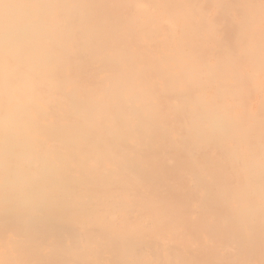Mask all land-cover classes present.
Listing matches in <instances>:
<instances>
[{
    "label": "bare ground",
    "instance_id": "obj_1",
    "mask_svg": "<svg viewBox=\"0 0 264 264\" xmlns=\"http://www.w3.org/2000/svg\"><path fill=\"white\" fill-rule=\"evenodd\" d=\"M3 1L0 0V2ZM78 1L81 2V0ZM103 1L104 3L108 1L107 3L109 4L112 1H117V5L95 9L98 12L93 13L88 29H84L85 25L78 18L79 14L71 17L66 13V11H74L76 8L79 9L81 4L75 0H57L54 3V8L62 13V16L55 17L52 20V26L50 28L39 26L40 29L36 36L26 37L22 35L20 38L22 48L34 54L32 56L33 62L28 61L20 64L25 69L18 71L19 67L15 68V65L10 63L11 56H9L8 52L0 54V239L5 238L4 235L7 232L18 234L21 230L26 232L27 228L32 229L29 231L28 236L24 233L26 237L24 241L26 242L17 244L19 243L17 241L15 243V259H4V254L2 255L0 253V261L3 260L5 263L38 264L33 261L40 260V264H60L65 259L60 254V251L52 255L42 254L35 256L31 249L33 247L37 251L38 246L43 245L44 241H49V230L51 231L52 238L56 242H62L67 238L71 239L73 242L72 250H82L84 245L88 244V242L83 241V238H81L83 235H80L78 228L59 222L58 217L74 218L77 220L82 218L84 221H89L92 215H100L104 214V212L102 210L100 211V203H93L91 200L86 199L87 196H84L82 191L80 192L79 190L80 193L78 192L79 188H76L77 184L75 186V192L73 182L67 180L68 177L62 170L63 168L66 167L68 172L71 169L81 172L85 166H91L92 162L95 163L98 159L102 161L104 159L102 154H105L104 156L107 159L108 156L106 154L113 155L111 152H115L116 150L115 154L118 153L120 155V152H122L127 156H130L132 153L136 154L139 148L144 150L140 146L141 143L138 145L139 142L130 144L129 150H127L128 147L122 150L123 146H119V148L118 142L124 138L127 140V137L129 138L131 134L134 135L135 140L140 136L141 139L139 138V141L142 140L141 134L143 137H148L152 133V130L153 132L155 131L153 129L155 128L154 124L157 123L155 119L162 121L167 128H169L172 121L174 123L176 122L178 125L176 127L179 129L183 128V132L191 136L194 134V131L191 134H188V131L186 132L188 128L193 127L191 125L189 126L187 121L188 113L189 115L191 113L194 119L197 113H201L199 119L201 117L204 118L205 121L201 126L205 129L204 131L202 130L203 132L200 135H204L207 138V136L221 134L219 128H215L216 130L210 128L211 123L209 121H213L214 125L218 120L212 118L213 109L215 108L211 107L213 109L210 110L209 105L207 107L208 109H203L201 112L200 110L202 108L199 109L201 102L199 99H196L195 93H192L198 84L202 82L201 86L203 85V80L200 81L201 68L207 65L209 61L203 67L202 65L199 67L198 65L200 63L203 64L202 60L199 61L196 57L194 59L191 58L192 51L190 49L187 52L188 55H186V51L183 48L184 44L186 46H192L193 51H196L192 53L196 55L199 51L197 48L199 45H193L195 41L192 39L193 36L191 34L195 32L192 31L193 28L195 30V25L197 27L195 12L192 11H195L194 7L196 4L197 6H203L199 3L200 0L198 3L196 2L197 0ZM210 1L212 2L213 0ZM87 3H90V1L88 0ZM192 7L193 9L190 11L189 9ZM82 9L86 10L83 6ZM47 13V8L44 7L38 13L40 14L38 17L42 19L47 16ZM200 14H202L204 21L208 18L203 16L206 13L200 12ZM210 19L212 20V18ZM192 20L194 24L191 23ZM209 20L206 23L208 26L211 25V20ZM202 22L203 19H201V25L203 24ZM191 24L194 25L193 28ZM216 24L214 25L216 26ZM14 26L20 27V21H16ZM187 28L190 29L186 30ZM212 28L211 31L209 30V33L212 32L211 34H213L214 30L216 31L214 29L216 27L212 26ZM207 29H205L206 32ZM189 30H191L190 33L192 32L190 35L187 32ZM198 31H200V28ZM198 35L200 36L201 34L199 33ZM194 36L196 37V35ZM205 36L207 37L206 40L211 41L208 34ZM199 38L203 39V37ZM222 39H219L220 43L223 42ZM232 39V34L228 31V37L225 40L227 41L226 45L224 43L220 44L217 39L215 40L218 42V45H222V50L225 45L224 51L226 52L227 49L232 48ZM195 40L197 43L200 39ZM68 42L70 44L74 42V48L67 45ZM88 42L90 44L89 53L83 61L87 67L83 62L78 65L73 64L70 67L66 60L71 59L76 49H82V46L87 47ZM203 42L205 41L203 40ZM211 43H213V40ZM213 45L212 47L214 48L215 46ZM40 46L51 48L53 59H48L47 57L49 55L47 53L43 54L40 51ZM202 46H199V48H202ZM2 48L8 49L7 45H3ZM204 48L205 51L208 50L205 46ZM211 50L214 51L213 49ZM209 51H206L207 53L205 54L204 50L202 51L204 57L206 54L208 56L210 55L209 53L212 51ZM71 53L72 55L70 56ZM211 56L214 55L211 54ZM201 57L203 56L201 55ZM207 57L203 59L204 63ZM74 58H76V55ZM87 61H89V64L86 63ZM196 61L200 63L197 64L198 62ZM95 64L96 68H104L110 74L97 76L99 77L97 82L100 87L93 88V84L91 85L92 88L82 86L79 83L80 79L78 80L77 77L79 75H85V78L95 77ZM214 66H212L213 72L215 71ZM206 67L209 69L210 65L205 66V69L203 68L204 71L207 70ZM45 69L53 72L50 73L48 71L42 74L41 71ZM195 71L198 72L193 74ZM213 72L212 74L215 76ZM11 75L12 78L10 79ZM95 81L92 80L93 83H96ZM210 95L212 96L213 94ZM203 100L202 102L206 103V105L209 104L207 100ZM161 127L164 128V125ZM203 128L201 127V129ZM169 129L171 131V128ZM192 129L195 130V128ZM208 132L211 133L209 134ZM138 133L140 134L139 136L137 135ZM179 134L182 136L181 132ZM232 135L228 138V141H224L223 143H221V140L224 137L221 136V142L219 141L218 144L216 143L217 145L215 143V145H212L219 146L218 150L216 148V151H211L209 154L204 151V154H202L205 157L199 154V158H203V164L201 162L199 163L200 159L198 160L196 156L197 162L203 165L205 170L217 168V166L218 168L224 169L223 171L221 170L223 173L220 171L221 174L219 176L221 178L218 181L214 182L212 180L213 182H206L199 188L201 191L204 190L206 194L212 192L218 194L223 192L230 194L236 193L228 201L222 199L220 204L211 199V204L204 207L205 211L209 210L215 214L216 222H220L223 225L225 223L236 224L239 222L236 216L232 217L231 214H226L228 204H230L228 210L232 207H236V209L243 208L244 204H247L245 198L242 196V194H245V189L247 188L239 191L238 188H231L230 186L233 184L236 185V183L248 185L254 180L264 183V167L259 164L258 161L260 159H254L256 156L249 155L242 146L248 145L250 141L251 143H256L257 140L253 136H247V134L246 137L249 142L244 141L245 137L243 135H237L233 138ZM155 138L157 139V136ZM251 139L253 141L255 140V142H252ZM155 140L153 141L154 143L156 142ZM166 140L164 139V141ZM177 142L180 143V140ZM190 142L188 143L191 144ZM192 142H194V139ZM216 142H218L217 139ZM160 145H162L161 142ZM160 145L158 146L159 148H161ZM162 146L164 147V145ZM174 147L176 148V146ZM164 148L166 149V147ZM169 148L168 150L171 149ZM154 150L152 152H157ZM152 152L150 151V153ZM171 153L175 154L174 151ZM171 153L170 155L172 156ZM185 157L187 158L186 155ZM109 158L111 157L109 156ZM151 159L155 160L152 157ZM101 161L99 163L100 167H102ZM112 161L114 162V160ZM251 161L253 162L247 165ZM107 162L110 163V161ZM116 162L120 166L118 159H116ZM150 162L148 161V163ZM166 162L168 161L166 160ZM184 164H186L185 161ZM95 166L98 169V163ZM183 166L181 165L180 167ZM235 166L237 167L234 168ZM19 168H22L23 171L21 173L15 172ZM69 168L71 169L69 170ZM194 172L196 171L194 170ZM113 173L117 177L115 171ZM249 173H253L252 178H250L251 176L245 175ZM170 174H168V177ZM164 175L167 174L164 173ZM210 175L208 174V176ZM107 177V179L111 178V176ZM85 178L84 181L81 178L83 182L80 183L90 181L88 177ZM98 178L101 177L98 176ZM102 178L105 177L103 176ZM164 178L167 177L165 176ZM97 179L94 180L97 181ZM114 179L116 178L113 176ZM95 181H93L94 184ZM77 182L79 184V181ZM117 183L123 184L124 182L117 181ZM99 186L104 188V186H101V183H99ZM50 192L55 197H58V199L56 198L57 200L55 199L54 202L47 205L44 199ZM188 192H191V189ZM226 202L229 203L226 204ZM257 204L264 206V194L261 197L259 196ZM9 208L14 209L10 214ZM46 219L48 221H45ZM203 222L198 220L196 224L201 223L203 225ZM197 225L195 226L194 224L195 227L193 228H196ZM201 225H198L200 228L197 231L198 233L204 231H201V229L206 227L205 223L203 227ZM85 233L88 235L89 232L87 231ZM87 235L84 236L85 239H87ZM7 239L9 242H15L11 238ZM103 239L109 242L106 246V249L110 251L109 254L111 255L109 259H116L118 253H122L119 249V244L115 242L114 238H110L109 236L106 237L104 235ZM258 241L263 243V238L260 237ZM229 246L231 247L232 245ZM232 248L229 249L228 247V250L230 256L232 255L231 257L236 262L241 261L245 255L248 256L249 250H252L250 248L249 250H240L237 252V250H233ZM225 249L227 248L225 247ZM87 253L85 251L80 254L78 258H81L80 264H91L93 262L89 259ZM151 253L156 255L154 257L158 255L155 250H152ZM227 254H224L226 255L225 257L230 259L231 257L228 256L230 257L228 258ZM75 263L78 264L79 261L76 260Z\"/></svg>",
    "mask_w": 264,
    "mask_h": 264
},
{
    "label": "rangeland",
    "instance_id": "obj_2",
    "mask_svg": "<svg viewBox=\"0 0 264 264\" xmlns=\"http://www.w3.org/2000/svg\"><path fill=\"white\" fill-rule=\"evenodd\" d=\"M56 1L57 0H4L3 2H0V48H2L3 45H7V48L9 49H0V54L8 52L9 56H11L10 63L14 64L15 68L19 67L18 71L25 69L23 66H20L21 63L34 61L32 57L34 54L29 53L22 48L20 44L21 36H36L38 30L40 29L39 26L50 28L52 26V20H54L55 17L62 16V13L54 8V3ZM75 1L79 2L78 0ZM87 1L88 0H81V2H79L81 4L79 9L76 8L74 11H66V13L71 17L77 16L79 14L78 18L80 22L85 25L84 29H88V25L91 23L93 13L98 12L95 9H101L104 6L108 7L110 5H117V1H112L111 4L107 3L108 1L104 3L103 0H89L90 3H87ZM198 1L199 0L196 2L198 3ZM213 1L200 0L199 3H201L203 6H200L199 4V6H197L196 4L194 7L195 11H192L193 7L189 9L190 11L195 12V22L197 27L195 25V30H193L194 25L192 24L194 23L192 20L191 27L193 29L191 27L190 28L195 32H191L192 34L190 33L191 30L187 32L188 35L191 34L195 39H200L199 42L202 40L200 44L198 41L196 43V40L191 36L195 41L194 44L192 43L193 45H204L206 48H208L206 51H209L210 48L214 51L210 49L209 52L212 51L209 53L210 57L206 54L205 57H208L204 63V54L207 53L205 48L203 49L204 46H202V48H199V46L197 47L199 49L197 55L192 53L196 52L193 51L194 49L191 48L192 46L190 47L184 44L183 48L186 51V55H188L187 52L190 49V51H192V57L190 56L191 58L194 59L196 57L197 60H202L203 64L199 61H196L198 62L197 64L200 63L198 65L199 67L201 65L203 67L204 64L209 61L207 63V65H210L209 69L206 67L207 70L204 71V67L207 65L203 67L204 69L201 68L200 81L203 80V85L201 86L202 82L198 84L192 93H195L194 95L196 96V99H199L201 102L200 103L198 101L201 104L199 105V109L202 108L200 110L201 112L203 109H208L207 107L209 105L210 110L213 109H211V107L215 108L213 109L214 112L212 114V118L218 120L214 125L213 121H209V123H211L210 128L214 130H216L215 128H219L221 134L219 135L218 133L217 136H207L208 140L204 135V137L200 135L205 129L203 126H201L205 121L204 118L201 117L199 119L201 113H197L195 119L192 117L191 113L190 115L188 113L187 116L189 126L191 125L193 127L188 128L186 132L188 131V134H191L194 131V134L191 135L194 138L184 133L183 128H180V130L178 127H176L178 126L176 122L174 123L172 121L170 123V131L169 128L165 127V124L162 123V121H157V119H155V122L157 123L154 124L155 128L153 129H155V131L153 132L152 130V133H157V135L150 133L148 137H143L141 134L144 143L142 140L139 141L141 139L139 133L137 134L139 136L137 137V140H135L134 135L131 134L129 138L127 137V140L124 138L120 139V142H118V147L123 146L122 150L127 147V150H129L130 144L132 143L139 142L138 145L141 143L140 146L144 150L139 148L138 152L136 153L137 155L132 153L130 156H127L122 152H120L122 155H119L118 153L115 154L117 151L116 150L115 152H111L113 153V155L111 154L112 156L110 154H106L108 156L107 159L104 156L105 154H102L104 157V159L102 158V161L98 159L99 162H92V165L94 164L93 166L91 164V166L87 165L81 172H77L71 168H69V170H71L68 172L66 167L63 168L62 170L68 177L67 180L73 182L74 188L77 184L76 188H79L78 192L79 190L80 192L82 191L84 196H87V200L89 199L93 203H100V211L102 210L104 214H97L98 216L92 215L89 221H84L82 218L77 220L74 218L68 219L67 217H58L59 222L78 228L80 230V235H83L81 238H83V241L88 242V244L84 243L85 245L82 250H72L71 247L73 242L71 239L67 238L62 242H56L54 238H52L51 231L49 230V241H44L43 245L38 246L37 251L33 247L31 248L35 256L42 254L52 255L55 252L60 251V254H62L65 258L60 264H77L75 263L76 260L79 261L78 264H80L81 258H78L80 257V254L85 251L88 252L87 255L89 259L93 261L91 264H264V206L257 204L259 196L261 197L262 194H264V183L254 180L248 185L236 183V185L233 184L230 186L231 188H238L239 191L243 188H247L245 189V194L240 192L247 202V204H244L243 208L236 209V207H232L230 210H228L230 204H228L229 202H226V204H228L226 214H231L232 217L236 216L239 221L236 224L225 223L223 225L220 222H216L215 214L212 211L204 210V207L211 204L212 200L220 204L222 199L228 201L233 197L232 195L236 193L230 194L223 192L218 194L216 192H212L210 194H206L204 190L201 191L199 189L206 182H215L221 178L219 174H221L224 169L218 168L217 166V168L205 170L203 165H201L203 164V158H199L200 155L202 156L204 154V151L209 154L211 151H216V148L218 150L219 146L216 147L212 145H215L216 143L218 144L221 136L224 137L223 139L221 138V143L228 141V138L232 134V138L236 137L237 135H243V137H245L244 141L246 140L247 142H249V140L247 139L246 134L247 136H253L255 140H257L256 143H251L250 141L248 145L242 146L244 149H246L249 155L252 154L253 156H256L254 159H260L258 162L264 167V0ZM82 6L86 10H83ZM44 7L47 8L48 13L46 17L40 19L38 17L40 14L38 13L42 11ZM198 9L202 10L203 12L199 11ZM200 12L206 13L203 15L205 18L208 17L205 19V21ZM200 17L203 19L202 25L201 19H199ZM209 18H212L213 20L212 21L210 19L211 23H209L216 27L214 28L216 31L214 30L213 34H211L212 32L209 33L211 29H213L212 26H208V24H206L208 23ZM18 20L20 21V27L14 26V23ZM214 24H216V26ZM205 25L207 26L205 27ZM190 28H187L186 30ZM199 28L200 31H198ZM205 29H207L208 33L205 31ZM228 31L232 34L233 44L232 48L229 50L227 49L228 51L225 49V52L224 47L227 44V41L225 40H227ZM199 33L202 36H197ZM203 33L205 35L208 34V36L211 34L212 37H216L212 38L211 35L209 36L211 41L213 40V43H211L209 40H206L207 37ZM194 35H196V37ZM199 37H203V39ZM215 39H217V41L219 39L223 40V42H221L225 44L223 50L221 48L222 45L220 46V40L218 41L220 43L218 45V42ZM203 40L205 42H203ZM214 41L216 42V45ZM74 42H71V44L68 42L67 45L73 47ZM212 44H214V48L212 47ZM89 46L90 44L88 42L87 47L82 46V49H76L74 55H72V53L70 54V56L72 55L71 59L66 60L70 67H72L73 64L78 65L87 58ZM200 49L204 50V54L202 52L203 50L201 51ZM40 51L43 54L47 53L49 55L47 57L48 59H53V52L51 48L40 46ZM211 54L214 56H211ZM75 55L76 58H74ZM201 55L203 57H201ZM86 63L89 64V61ZM83 64L85 63L83 62ZM213 65H215L214 72L212 70ZM4 67L8 68L7 66ZM103 69L104 68H96L95 77L85 78V75H79L77 77L78 80L80 79L79 83L85 87L92 88V84L94 85L93 88L100 87L97 82L99 77L97 76H101L102 74H110V72H107L106 69ZM48 71L50 73L53 72L49 69L42 70L41 72L43 74ZM197 72L198 71H195L193 74ZM212 72L215 73V76L212 74ZM205 74L209 76L207 77ZM11 78L12 75L10 76V79ZM92 80H96L95 82L97 84L93 83ZM210 94L213 95L211 96ZM203 99L205 101L207 100V103L209 102V104L206 105V103L202 102ZM261 101L263 104H261ZM157 125L158 127L160 126L159 130ZM163 125L164 128L161 127ZM174 127H176L177 130H175L176 128L173 130ZM201 127L203 129H201ZM192 128H195V130ZM179 131L181 132L182 136L179 134ZM208 133L210 134L211 132ZM158 134L160 135L159 138ZM156 136L157 139L155 138ZM164 139L167 141V143L164 141ZM175 139L177 141L180 140V143ZM193 139L194 142H192ZM216 139L218 142H216ZM154 140L156 141L155 143L153 142ZM157 140H159L167 150L162 145H160V142ZM187 140H190L191 142ZM251 140L252 142H255V140ZM159 145L161 148H163H159ZM168 145L173 150H171ZM174 146H176V148ZM213 147H215V149H213ZM168 148L170 150H168ZM154 149L157 152H152ZM161 150L164 151V153H162ZM150 151L154 154L150 153ZM159 151H161V153H159ZM172 151H174L175 154H172ZM180 151L182 152L178 153ZM163 154H166V156ZM181 154H183V156H181ZM109 156L111 158H109ZM142 156L145 159L141 158ZM151 157L155 158V160L151 159ZM139 158L140 160H138ZM196 158L198 160L200 159L199 163L201 162V164L197 162ZM116 159H118L120 162V166L116 164L118 163L116 162ZM112 160H114V162ZM166 160L168 162H166ZM183 160L186 164H184ZM100 161L102 162V167L99 166ZM107 161H110V163ZM148 161L150 163H148ZM252 162L253 161L247 165L251 164ZM97 163L99 166L98 169L95 166ZM181 165L186 166L180 167ZM87 167L91 168L87 169ZM236 167L237 166L234 168ZM170 170H172L171 174ZM194 170L197 173L194 172ZM22 171V168L15 170V172L20 173ZM114 171L117 174V177L113 173ZM164 173L167 175H164ZM168 174H170L169 177ZM208 174H211L212 177L211 175L208 176ZM112 175L116 179L113 180ZM245 175L251 176L250 178H252L253 173ZM98 176L101 178H98ZM103 176L105 178H102ZM107 176H111V178H109L111 182L109 179H107ZM165 176L167 178H164ZM85 177H88L92 182L85 181L84 183H80L86 179ZM93 178L98 179L95 181ZM119 179H123L124 181ZM77 181H79V184ZM93 181H95V184ZM117 181L124 182L123 184L126 185L117 183ZM99 183H101V186H104V188L100 187ZM76 188L74 189L75 192ZM187 189H189L188 191L191 189V192H188ZM195 189L198 190L197 193V190ZM56 198L58 199V197H55L54 194L50 192L46 195L44 201L47 205H50L55 201ZM237 198L239 197L237 196ZM8 210L9 214L14 211L13 208H9ZM198 220L201 222L204 221L202 224L204 225L205 223L206 225L204 228L201 223H197L203 227L201 231L204 230L199 233L197 231H199L198 229L200 228L196 224ZM45 221L48 220L46 219ZM194 224L195 226L197 225L196 228H193L195 227ZM30 230L32 229L27 228L26 232L21 230L18 234H14L13 232L5 233V238L0 239V253H2V255L4 254V259L16 258V252L14 250L15 243L17 241H19L17 244L26 242L24 241L26 238L24 233L26 236H28ZM87 231L89 232L88 235L85 233ZM86 235L87 239L84 237ZM104 235L106 237L109 236L110 238H114L115 242L119 244V249L122 251L121 254L118 253V257L114 260L109 259L111 257L109 254L110 251L106 249V246L109 244V242L103 239ZM260 237L263 238V243L258 241ZM7 238H11L15 242H9ZM229 245H232V249L237 250V252L240 250H249L250 248L252 250H249L248 256L245 255L241 261L236 262V260H233L231 257L232 255L230 256L228 247L229 249L231 247ZM225 247L227 249H225ZM152 250L157 251V257H154L156 255L151 253ZM224 254H227V257L230 256L231 258L228 257L230 259H227L225 257L226 255ZM33 262L38 264L41 263L40 260H34ZM0 264L12 263H5L2 260L0 261Z\"/></svg>",
    "mask_w": 264,
    "mask_h": 264
}]
</instances>
